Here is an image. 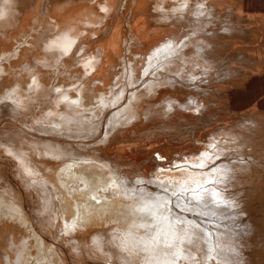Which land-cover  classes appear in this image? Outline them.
<instances>
[{
    "label": "bare ground",
    "instance_id": "obj_1",
    "mask_svg": "<svg viewBox=\"0 0 264 264\" xmlns=\"http://www.w3.org/2000/svg\"><path fill=\"white\" fill-rule=\"evenodd\" d=\"M119 1L0 0V86L15 79L0 91V264H252L255 238L240 196L252 179L243 172L256 160L252 145L208 130L151 161L157 145H136L135 158L125 136L153 114L161 122L197 117L185 109L203 116L214 59L264 53V43H245V21L228 18L221 0H128V31L113 16ZM46 18L51 29L40 35ZM39 45L53 59L35 62L40 72L24 80L22 54ZM261 95L254 88L229 98L259 115ZM162 103L163 112L152 109ZM245 154L252 162L238 163ZM194 192L210 212L184 211ZM165 216L191 222L190 233Z\"/></svg>",
    "mask_w": 264,
    "mask_h": 264
},
{
    "label": "rangeland",
    "instance_id": "obj_2",
    "mask_svg": "<svg viewBox=\"0 0 264 264\" xmlns=\"http://www.w3.org/2000/svg\"><path fill=\"white\" fill-rule=\"evenodd\" d=\"M127 1L120 0L118 5H115V8L117 6L118 9L113 13V16L116 14L115 19L118 22L121 16V22H124V29L128 31L126 20H124V17L130 16ZM221 1H224L225 7L223 10L228 18L236 19L237 17H242L241 19L245 21L242 23L243 29L238 30V33L245 43L255 45L264 43V10L239 11V5L243 3L253 7L255 4L264 5V0ZM112 6L113 4L109 5L110 11L108 12L114 10ZM143 20L148 23L146 16H143ZM160 20L162 22L164 21L162 18ZM127 21L129 20L127 19ZM32 24L36 26V22L33 21ZM175 24L176 26L183 25L181 22ZM50 29L51 24L46 18L42 29L39 30L40 35ZM219 32H223L228 37L234 31L229 32L221 29ZM122 40L121 42L123 44ZM237 46V44H233L230 47L234 50ZM9 47L10 44L7 45V48ZM21 59H28L29 61V65L19 69V73H22L24 80H27V77L33 72H40L41 67L37 66L35 62L53 58L43 49V45H39L31 56L23 53ZM214 64L215 68L209 71L212 74L211 89L205 91V93L202 91L197 92H202L205 95L203 98L205 103L203 116H201V111L200 115L194 109H185L182 112H191L197 117L192 116L191 118H187L189 116L186 113L183 114L182 120L175 121L172 116L169 121L161 122L160 116L153 114L151 118H143V126L130 131L129 136H125V140L127 145H133L132 156H135V158H140L142 153L136 145H143L145 149L151 145H157L156 150L151 152V161H156L159 158L158 155L168 152L173 147L193 145L208 130L220 132V135L211 134L210 136L213 139L230 143L229 140L233 138L243 144L252 145V147H247V152L252 153L256 157V160L251 168L243 170L245 174L252 175V179L249 180L248 177L243 179L240 185V196L242 205L252 223L250 233L252 232L253 238H255L253 243L249 245L247 254L249 256L256 254L253 258L251 257L252 264H264V114L257 115L248 108L236 104L229 98L232 94L241 96L251 89L257 88L262 92V97L259 98L260 104L264 105V53L253 51L235 53L234 55L228 53V55L217 56L214 59ZM47 69H52V67ZM79 76L80 74H75L72 78L75 80ZM198 77L200 76L198 75ZM193 78L189 77L190 81ZM14 80V78H11V80L5 81L0 86V91L4 86L10 85ZM69 82L66 81L65 83ZM193 87H195L193 84L189 86V88ZM212 94L218 97L214 102L210 101ZM163 105L164 103L156 104L152 106V109L156 110V112L159 110L163 112V109H161ZM198 105L201 110L202 103ZM135 123H137V120ZM232 141L234 142V140ZM124 152L131 153L126 149ZM146 155H150V152L146 153ZM251 162L252 160L245 154L243 160L238 163L249 164ZM248 189L254 190L253 195L249 193ZM245 241L243 240L242 242L245 243ZM70 253L68 254L70 255ZM87 258L90 257L87 255ZM100 261L103 264L110 263V261L103 259Z\"/></svg>",
    "mask_w": 264,
    "mask_h": 264
},
{
    "label": "snow or ice",
    "instance_id": "obj_3",
    "mask_svg": "<svg viewBox=\"0 0 264 264\" xmlns=\"http://www.w3.org/2000/svg\"><path fill=\"white\" fill-rule=\"evenodd\" d=\"M187 5L185 4L184 7H186ZM199 8H203V5H199ZM103 11H106V9H102ZM182 10V9H180ZM173 11H177V9H173ZM197 15L203 16L204 13L203 12H198ZM59 91V90H57ZM66 99V97H65ZM73 103H75V101H73ZM171 108V106H169ZM201 208V204L199 202V200L196 199V193H193V197L188 201V208H185L184 211H188V210H193L195 211V209ZM211 211V208L208 207L207 204L204 205L203 208H201V211ZM166 211L170 212V208L166 209ZM149 216H151V219L146 220L145 222L150 226V227H155V216H152L150 213L147 214ZM196 215H200V212H196ZM165 219L169 220L170 223H174L179 231L183 232L185 235H188L190 233V229L191 227H193L191 222H188V224L185 223L184 219L181 216H176V217H172L169 219L168 216L164 217ZM143 226V225H141ZM210 234V233H209ZM176 236H173V239H175ZM153 239L155 240L156 238L153 237ZM181 242L183 241V237H180ZM172 244L170 242H165V247L166 248H172ZM182 251V249L177 248V250L175 252H172L171 255H175L178 256L180 254V252Z\"/></svg>",
    "mask_w": 264,
    "mask_h": 264
}]
</instances>
